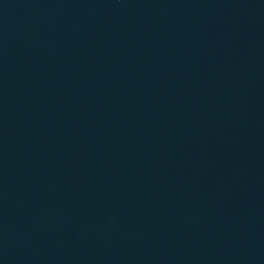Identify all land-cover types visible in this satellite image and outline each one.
Listing matches in <instances>:
<instances>
[{"label": "water", "instance_id": "95a60500", "mask_svg": "<svg viewBox=\"0 0 264 264\" xmlns=\"http://www.w3.org/2000/svg\"><path fill=\"white\" fill-rule=\"evenodd\" d=\"M0 264H264V0H0Z\"/></svg>", "mask_w": 264, "mask_h": 264}]
</instances>
